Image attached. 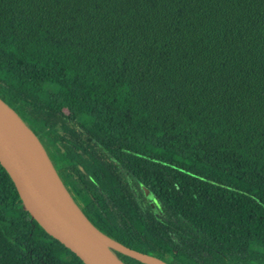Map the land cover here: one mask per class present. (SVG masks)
<instances>
[{"label":"trees","instance_id":"trees-1","mask_svg":"<svg viewBox=\"0 0 264 264\" xmlns=\"http://www.w3.org/2000/svg\"><path fill=\"white\" fill-rule=\"evenodd\" d=\"M0 98L104 235L264 264V0H0ZM0 264H83L1 166Z\"/></svg>","mask_w":264,"mask_h":264},{"label":"water","instance_id":"water-1","mask_svg":"<svg viewBox=\"0 0 264 264\" xmlns=\"http://www.w3.org/2000/svg\"><path fill=\"white\" fill-rule=\"evenodd\" d=\"M17 127L35 138L0 98V166L12 181L25 210L49 236L83 264H123L112 251L145 264H166L127 248L96 229L68 194L37 139L44 162L19 140Z\"/></svg>","mask_w":264,"mask_h":264},{"label":"bare ground","instance_id":"bare-ground-1","mask_svg":"<svg viewBox=\"0 0 264 264\" xmlns=\"http://www.w3.org/2000/svg\"><path fill=\"white\" fill-rule=\"evenodd\" d=\"M16 132L20 141L35 155L40 161L44 162L42 152L35 140V138L26 130L17 127Z\"/></svg>","mask_w":264,"mask_h":264},{"label":"rangeland","instance_id":"rangeland-1","mask_svg":"<svg viewBox=\"0 0 264 264\" xmlns=\"http://www.w3.org/2000/svg\"><path fill=\"white\" fill-rule=\"evenodd\" d=\"M47 89H49L52 92H55L57 90V86L52 85V84H48ZM262 255H263V251H262Z\"/></svg>","mask_w":264,"mask_h":264}]
</instances>
